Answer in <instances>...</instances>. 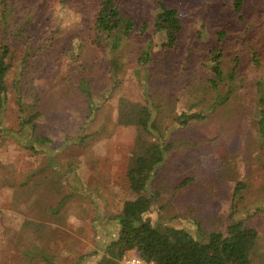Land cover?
<instances>
[{
	"label": "rangeland",
	"instance_id": "obj_1",
	"mask_svg": "<svg viewBox=\"0 0 264 264\" xmlns=\"http://www.w3.org/2000/svg\"><path fill=\"white\" fill-rule=\"evenodd\" d=\"M73 1L74 4L55 1L49 7L45 1L30 26V38L14 40L19 57L28 49H38L51 30L58 27L62 30L54 54L36 50L29 58L34 86L46 92L48 100H61L58 105L47 107L38 119L42 130L52 139L48 146L51 149L47 151L61 161L48 165L49 158L44 151L33 153L14 137H3L0 132V264H42L24 254L15 232L23 230L27 219L39 220L45 214L46 203L55 206L62 197L71 194L65 217L59 223L49 221L51 226L46 238L47 247L58 258L69 259L105 244L109 239L104 231L107 219L121 210L125 200L136 197L129 188L126 170L136 134L134 103L142 99L141 86L132 68H126L123 83L107 93L94 121L86 124L87 104L65 77L84 60V45L94 29L98 0H85L80 9H77L80 0ZM121 1L123 10L135 18L139 28L144 22L153 26L159 10L155 0ZM222 1L183 0L180 3L184 34L194 36L190 45L194 50L188 52L189 42L181 37L179 47L162 59L168 74L162 84L169 86L173 75L174 82L177 81L175 112L200 109L194 106L195 99L183 86L190 79L210 75L201 57L203 49L213 43L219 26L238 27L237 19L224 12ZM2 16L0 9V20ZM197 31L202 35L199 39ZM148 37L158 44L166 41L165 33L154 29ZM242 69L246 74L245 86L254 83L257 74L259 78L264 76V66L247 62ZM90 77L99 79L92 74ZM245 86L239 89L242 97L247 94ZM15 100V91L9 86L4 120L7 127H17ZM171 108L172 105L164 107L173 115ZM259 119L258 108L252 100L243 103L238 99L237 103L219 107L205 120L193 121L170 132L173 148L167 153L159 177L144 192L156 195L152 211L154 226L190 230L200 226L208 231L225 232L233 221L246 218L247 224L258 228V247L264 252V135L258 129ZM68 162L79 164L76 171L80 181H72L78 188L71 185L70 177L55 169H67ZM32 174L31 184L37 183L38 187L31 190H36L34 197L38 203L27 209L18 201L15 191ZM188 178L191 180L181 185ZM240 181L246 183V188L236 200L239 212L232 217L233 193ZM131 254L129 251L126 255Z\"/></svg>",
	"mask_w": 264,
	"mask_h": 264
},
{
	"label": "trees",
	"instance_id": "obj_2",
	"mask_svg": "<svg viewBox=\"0 0 264 264\" xmlns=\"http://www.w3.org/2000/svg\"><path fill=\"white\" fill-rule=\"evenodd\" d=\"M45 1L48 7L56 2L74 4L73 0H0L3 14L0 20V132L3 137H14L33 153L44 151L49 158L48 165H53L61 160L47 151L51 149L48 146L52 139L42 130L38 119L47 107L58 105L61 100H48L46 92L34 86L29 58L35 55L36 50L54 54L62 30L60 27L51 30L38 49H28L19 57L14 47V40L26 37L27 41L30 38V26ZM155 1L159 10L153 26L144 22L139 28L135 18L123 10L121 0H98L94 29L84 45V60L65 77L68 85L86 102V124L89 125L107 93L123 83L124 70L132 68L141 86L142 99L134 103L136 134L126 177L136 197L125 200L121 210L107 219L104 231L109 239L105 244L69 259L58 258L56 252L47 247L46 238L51 226L49 221L59 223L65 217L71 194L62 197L55 206L46 203L45 214L39 220L27 219L23 230L15 232L17 244L32 260L42 264H122L126 254L135 250L144 260L155 264H264V252L258 247L260 232L247 224L246 218L233 221L225 232L220 229L208 231L200 226H196V230L174 226L160 229L152 222L155 192L144 194L164 167L167 153L173 148L169 134L176 128L205 120L219 107L237 103L238 99L243 103L249 99L258 108V129L264 135V76L259 78L260 74L255 73V82L245 86L246 74L242 69L247 62L257 67L264 66V0L222 1L224 12L237 19L238 27L222 24L216 30L213 43L203 49L201 57V63L210 75L190 79L183 86L195 99L194 106L200 109L179 113L175 112L178 97L174 85L177 81L174 82L173 75L169 78V86L162 84L163 79H168L162 59L179 47L181 37L189 42L188 52H192L194 49L190 45L194 36L184 34L185 23L180 15L183 0ZM84 4L85 0H80L78 8H75H83ZM151 29L164 32L166 41L158 44L149 38ZM196 35L198 39L202 37L200 31ZM75 58L79 60L80 54ZM91 74L98 76V81L90 77ZM239 82L245 86L247 94L244 97L239 92L244 86L238 85ZM94 85L99 87L95 89ZM9 86L16 94V128L7 127L4 123ZM55 91L58 92L57 89ZM170 105V111L175 112L173 115L164 109ZM79 140L83 141V138ZM78 167L77 162H68L67 169H55L59 174L70 177L71 185L78 188L77 183L72 184V181H80L76 171ZM33 176H28L15 191L18 201L27 209L38 203L34 197L36 190H31L38 187L37 183L36 186L31 184ZM190 180L185 179L181 185ZM244 188L245 182L236 184L232 217L239 212L236 200L241 198ZM156 193H161V190ZM43 217L45 221L41 220Z\"/></svg>",
	"mask_w": 264,
	"mask_h": 264
},
{
	"label": "built area",
	"instance_id": "obj_3",
	"mask_svg": "<svg viewBox=\"0 0 264 264\" xmlns=\"http://www.w3.org/2000/svg\"><path fill=\"white\" fill-rule=\"evenodd\" d=\"M122 264H155L154 262H148L144 260L139 254L126 255L122 261Z\"/></svg>",
	"mask_w": 264,
	"mask_h": 264
},
{
	"label": "crops",
	"instance_id": "obj_4",
	"mask_svg": "<svg viewBox=\"0 0 264 264\" xmlns=\"http://www.w3.org/2000/svg\"><path fill=\"white\" fill-rule=\"evenodd\" d=\"M135 254V253H137L135 250H133V251H130V254Z\"/></svg>",
	"mask_w": 264,
	"mask_h": 264
}]
</instances>
